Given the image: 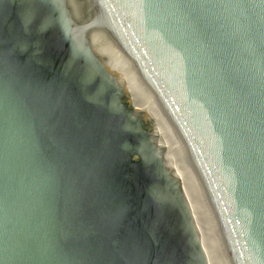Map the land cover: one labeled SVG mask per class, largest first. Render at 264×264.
I'll use <instances>...</instances> for the list:
<instances>
[{
	"label": "water",
	"instance_id": "water-1",
	"mask_svg": "<svg viewBox=\"0 0 264 264\" xmlns=\"http://www.w3.org/2000/svg\"><path fill=\"white\" fill-rule=\"evenodd\" d=\"M72 1L0 0V264H211L95 33L170 112L237 264H264V0Z\"/></svg>",
	"mask_w": 264,
	"mask_h": 264
},
{
	"label": "bare ground",
	"instance_id": "bare-ground-1",
	"mask_svg": "<svg viewBox=\"0 0 264 264\" xmlns=\"http://www.w3.org/2000/svg\"><path fill=\"white\" fill-rule=\"evenodd\" d=\"M71 3L75 15H83L82 18L89 16L87 1L73 0ZM92 42L96 53L107 63L121 85L127 87L137 110L146 113L158 144L167 150L166 160L170 169L184 181L186 195L211 264H237L212 192L170 112L135 63L125 51L117 48L113 40L104 33H95Z\"/></svg>",
	"mask_w": 264,
	"mask_h": 264
},
{
	"label": "rangeland",
	"instance_id": "rangeland-1",
	"mask_svg": "<svg viewBox=\"0 0 264 264\" xmlns=\"http://www.w3.org/2000/svg\"><path fill=\"white\" fill-rule=\"evenodd\" d=\"M147 127H148L149 129H152V128H153L152 123L148 122V123H147Z\"/></svg>",
	"mask_w": 264,
	"mask_h": 264
}]
</instances>
